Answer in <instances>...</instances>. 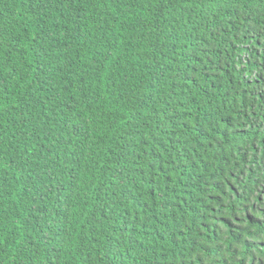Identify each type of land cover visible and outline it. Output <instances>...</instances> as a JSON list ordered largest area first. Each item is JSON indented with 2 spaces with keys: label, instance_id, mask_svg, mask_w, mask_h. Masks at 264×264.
Returning a JSON list of instances; mask_svg holds the SVG:
<instances>
[{
  "label": "trees",
  "instance_id": "16d2710c",
  "mask_svg": "<svg viewBox=\"0 0 264 264\" xmlns=\"http://www.w3.org/2000/svg\"><path fill=\"white\" fill-rule=\"evenodd\" d=\"M0 264H264V0H0Z\"/></svg>",
  "mask_w": 264,
  "mask_h": 264
}]
</instances>
